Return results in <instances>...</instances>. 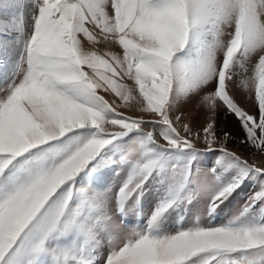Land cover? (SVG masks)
I'll use <instances>...</instances> for the list:
<instances>
[{"label": "snow or ice", "instance_id": "6c2138e0", "mask_svg": "<svg viewBox=\"0 0 264 264\" xmlns=\"http://www.w3.org/2000/svg\"><path fill=\"white\" fill-rule=\"evenodd\" d=\"M0 264H264V0H0Z\"/></svg>", "mask_w": 264, "mask_h": 264}, {"label": "rangeland", "instance_id": "374dc122", "mask_svg": "<svg viewBox=\"0 0 264 264\" xmlns=\"http://www.w3.org/2000/svg\"><path fill=\"white\" fill-rule=\"evenodd\" d=\"M217 127L218 129H222L223 131H226L231 134L232 137H235V140L229 141L228 147L236 149L237 151L241 152L244 155L248 154V149L244 145H237L236 141L243 137V133L241 132L239 125L236 121V119L233 116H226L223 111H221L217 116ZM209 159H212L209 157ZM248 189H244L243 192L239 193L237 195L236 202H243V197L247 195Z\"/></svg>", "mask_w": 264, "mask_h": 264}]
</instances>
